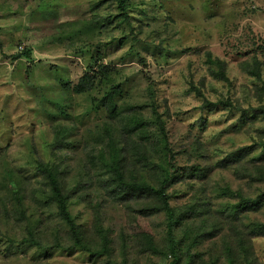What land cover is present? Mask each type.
Instances as JSON below:
<instances>
[{
	"label": "rangeland",
	"instance_id": "1",
	"mask_svg": "<svg viewBox=\"0 0 264 264\" xmlns=\"http://www.w3.org/2000/svg\"><path fill=\"white\" fill-rule=\"evenodd\" d=\"M154 2L162 9H148ZM136 4L148 14L135 11L133 41L115 0H0V264H170L165 212L146 215L86 173L89 156L107 148L134 112L145 119L140 132L129 134L137 171L153 184L165 170L176 171L171 202L192 214L176 231L177 264H264V233L250 235L249 259L239 248L232 261L228 227L217 233L210 223V216L220 222L221 210L242 203L235 234L264 222V179L244 174L257 164L264 171V88L253 73L264 80V0ZM217 57L226 62L228 79L211 73L219 72ZM87 71L96 75L93 87L75 91ZM117 86L122 119L100 103ZM205 99L219 105L209 109ZM251 144L249 153L231 155ZM35 158L56 161L72 215L95 251L105 250L106 233L109 252L92 256L66 247L59 232L65 225L43 200ZM195 167L206 170L203 178L180 177ZM13 190L21 191L23 204ZM251 200L259 203L249 206ZM206 202L203 214L189 212ZM29 230L40 234L45 249L23 241Z\"/></svg>",
	"mask_w": 264,
	"mask_h": 264
},
{
	"label": "trees",
	"instance_id": "2",
	"mask_svg": "<svg viewBox=\"0 0 264 264\" xmlns=\"http://www.w3.org/2000/svg\"><path fill=\"white\" fill-rule=\"evenodd\" d=\"M119 10L121 11V20L127 22L130 26L131 32H129L133 36V41H136V33H135V24H132V19L134 17V13L137 10L141 9V12L144 14H148V10L140 8L138 4H136V0H115ZM148 9H155L156 11L162 9V6L159 2H154ZM121 38L120 40L122 41ZM215 64L219 66V72H216L214 68H211V73L216 77L221 79H228L226 74V62L221 58L217 57L213 60ZM257 77L263 81L261 89L264 88V80H262V75L260 71L253 72ZM96 81V75L91 72H85L79 78L77 84L74 85V90L77 92H83L89 90L93 87L94 82ZM198 93L202 95L203 93L199 88H196ZM118 94L121 95V89L119 86L113 88L109 91L105 96H103L100 103L104 105L107 111L110 113L112 117L115 118H124L122 115L124 109L118 100ZM225 101H222L224 104ZM228 103V102H225ZM205 107L209 109L216 108L219 103L212 102L205 99ZM158 104L154 107L155 118L157 119ZM134 109V108H131ZM255 111V110H253ZM253 114V113H252ZM126 123L122 125V130L118 132L116 136H112L109 139V143L107 148L100 149L99 154H93V156H89V160L86 163V173L91 178L94 179L99 178L101 181V186L107 190V192L113 195L115 198L119 200H125L128 205L136 202L140 212L144 214H151L156 212H165L167 217V251L166 257L169 254H172L174 257L170 264H177L179 262V242L176 238V231L178 226L184 223L188 218L191 217L192 214L188 212L180 211L176 206H174L171 202L172 196L168 192V186L171 183L175 182L178 177L176 171L169 172L165 170L162 172V177L157 184L149 183L147 179L137 171L136 162L134 161L133 155H136L134 152L137 149V144L130 142L129 134H135L137 131L140 132L142 126H144L145 119L141 116V112H134L132 114H127ZM157 121V120H156ZM158 127L160 130L161 143L164 144V151L168 150V140L166 134V126L163 120L158 121ZM136 135V134H135ZM139 146L142 143L138 144ZM144 147V145H142ZM255 145L243 146L232 154L249 153V151L255 149ZM140 152V150H139ZM141 153V152H140ZM243 155V154H242ZM34 168L38 175H41L44 178L46 188L42 190V197L45 201V204L51 205L56 209V213L60 220L64 223L65 227L60 229L59 232L64 231V239L59 237V239L64 240V244L69 250L73 249H83L89 251L92 256H98L104 251L109 252L108 248V235L104 233L102 237V248L105 250H101L102 252L95 251L92 248V243H94L93 239L88 236V232L86 227L82 224L78 223L75 217L72 215L70 211V191L65 186V180L63 179L62 172L56 163V161L50 159H34ZM255 166L251 168L246 167L244 170V174L254 180L264 179V171L260 169L261 165ZM175 168V167H174ZM206 170L201 167H195L193 169L186 170L183 174L189 177L195 178H203ZM68 190V191H67ZM18 203L23 204L24 200L19 190H13ZM242 196L241 193H239ZM261 201V200H260ZM258 200H251V204L249 206L257 205ZM240 204V203H239ZM243 204V203H242ZM241 205L230 204L224 210H221L223 214H221L222 218L220 222L217 221V218H214L217 223L212 222V216H210V223L215 224L216 232L219 233L222 229L228 227V232L225 234V242L228 249V254L230 255L229 259L235 261L239 256V248L243 249L246 257L248 258V244L250 239V235H254L256 233H264V222L263 225L255 228L253 232H246L244 230H238L235 234L234 232V222L237 221L241 211ZM206 204H196V207H191L189 212H195L197 209L201 214L205 211ZM197 208V209H196ZM222 222V224H220ZM100 227L102 224L100 223ZM102 229H104L102 227ZM251 231V230H249ZM40 235L36 230H29L27 236L24 237L23 241L27 243H31L37 247L45 249L46 246L43 245L39 236ZM145 239L149 241L151 244L154 242L153 236L150 234L145 235ZM237 253V255H234ZM249 259V258H248ZM196 261H191V264H195Z\"/></svg>",
	"mask_w": 264,
	"mask_h": 264
}]
</instances>
